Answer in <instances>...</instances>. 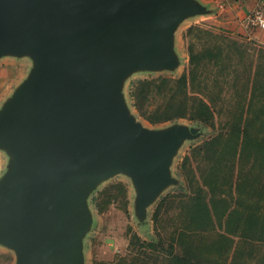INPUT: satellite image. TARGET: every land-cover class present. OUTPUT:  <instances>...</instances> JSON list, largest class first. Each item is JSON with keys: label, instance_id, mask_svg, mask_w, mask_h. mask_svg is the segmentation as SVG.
Segmentation results:
<instances>
[{"label": "water", "instance_id": "1", "mask_svg": "<svg viewBox=\"0 0 264 264\" xmlns=\"http://www.w3.org/2000/svg\"><path fill=\"white\" fill-rule=\"evenodd\" d=\"M213 12L200 0H0V58L31 62L0 106V244L15 264H83L87 196L116 173L132 178L146 217L179 145L202 128L143 126L123 80L175 68L180 23Z\"/></svg>", "mask_w": 264, "mask_h": 264}, {"label": "trees", "instance_id": "2", "mask_svg": "<svg viewBox=\"0 0 264 264\" xmlns=\"http://www.w3.org/2000/svg\"><path fill=\"white\" fill-rule=\"evenodd\" d=\"M189 30H197V38L206 34L221 40L216 39L200 50L190 44L189 72L175 80L166 78L160 85L148 79L139 80L133 95L139 109L153 122L188 117L205 126H219L213 135L194 147L196 157L200 158V154L208 166L200 174L196 194L185 195L190 225L183 226L179 235L187 239V248L183 255L170 252L169 257L172 264H224V255L235 245V235H240L249 249L236 245L233 262L239 256L253 255L251 233L257 232L255 239L264 241V48L254 51L229 35L199 25ZM206 64L219 68L215 75H223L224 83L214 79L211 86L216 97L189 98L193 82L203 81V87L209 89L207 78L200 79ZM238 64H243V71ZM228 76L232 77L230 81ZM225 82L234 90L235 99L222 97ZM153 87L158 94L168 97L150 115L145 113L144 105ZM222 110L227 113L221 115ZM223 222L227 233L220 232L218 241L208 243L197 237L202 227H222ZM217 242L220 244L215 248Z\"/></svg>", "mask_w": 264, "mask_h": 264}, {"label": "rangeland", "instance_id": "3", "mask_svg": "<svg viewBox=\"0 0 264 264\" xmlns=\"http://www.w3.org/2000/svg\"><path fill=\"white\" fill-rule=\"evenodd\" d=\"M216 13V16L214 15ZM218 14V15H217ZM225 14L214 10L213 13L200 15L185 19L180 23L176 31L175 50L179 59V64L173 69H138L128 74L122 84V93L128 104L131 114L135 119L148 128H163L174 124L198 125L202 128L201 134L194 138L183 140L174 153L169 165V172L172 180L157 198V200L148 208L144 219L138 218L135 211L136 189L130 176L124 173H116L100 181L87 196L88 210L90 213V224L82 237V256L83 264H172L170 252L183 255L187 248V239H182L179 232L183 226L190 225L187 216L188 207L184 199L185 195L196 194L200 174L208 166L207 162L202 160V156L196 157L194 147L201 144L205 139L213 135L217 128L205 126L198 121L188 117H177L158 122H153L146 117L139 109L134 98L139 80H152L155 85L162 84L163 80L170 78L178 79L184 72L190 70V44H194L197 50L203 46L210 45L216 39L210 35H201L197 38L194 34L198 31H191V26L199 25L202 28H209L218 34L234 38L244 47H250L256 51L264 48V43L253 36L238 32H232L230 28L219 25L224 20ZM223 19L222 21H220ZM256 29L255 27H247ZM250 49V50H251ZM9 64H14L8 68L9 77L16 72L23 73L18 76L20 80L25 76L31 66L27 58L11 59ZM240 66V67H239ZM239 70L243 71V64H238ZM218 67L213 64H206L203 69L205 77L201 75L200 79L207 78L210 84L208 90L203 87V81L193 82V89L189 91V98L210 99L216 97L217 93L212 92L214 79L219 78L223 81V75H215ZM244 74L240 78L243 79ZM228 76V81L231 80ZM226 79V78H225ZM174 83V82H172ZM225 82V90L222 93L224 100L235 99L234 90L228 87ZM242 84V83H241ZM240 84V85H241ZM192 86V84H191ZM217 92V90L215 89ZM219 95V94H218ZM166 96V97H165ZM167 95L158 94L155 87L144 105L145 113L153 115L157 107L165 102ZM220 108V107H219ZM221 115H225L227 110H222ZM220 119L218 118L217 125ZM225 197H229L228 195ZM223 226L216 227L210 225L202 227L197 232V237L210 243L219 240L220 232H226ZM253 242L250 248H255L253 255L237 257L233 262V252L236 245L242 244L243 248L249 249V245L242 243L240 235H235V245L233 249L223 257L224 264H264V241L255 239L257 232L250 234ZM206 239V240H205ZM220 242L216 243L219 247ZM218 246V247H217ZM225 250V248L223 249ZM223 252V251H222ZM247 259V260H246ZM16 253L13 249L0 244V264H15ZM178 264H181L178 262Z\"/></svg>", "mask_w": 264, "mask_h": 264}, {"label": "crops", "instance_id": "4", "mask_svg": "<svg viewBox=\"0 0 264 264\" xmlns=\"http://www.w3.org/2000/svg\"><path fill=\"white\" fill-rule=\"evenodd\" d=\"M207 4L209 7L218 12H223L225 17L221 19V24L227 28L233 29L232 32H238L245 35H250L264 43V28L248 29L244 23L243 18L246 14L253 9L257 4L264 2V0H200ZM216 16V13L214 14ZM218 15V14H217ZM11 59L13 63L15 57L5 56L0 58V106L2 102L12 93L15 86L23 79L18 80V76L22 75L20 72L13 74L9 77L8 68H12L15 65L9 64L8 61ZM23 59V58H22ZM8 157L5 152L0 150V176L5 171Z\"/></svg>", "mask_w": 264, "mask_h": 264}, {"label": "built area", "instance_id": "5", "mask_svg": "<svg viewBox=\"0 0 264 264\" xmlns=\"http://www.w3.org/2000/svg\"><path fill=\"white\" fill-rule=\"evenodd\" d=\"M246 27L264 28V2L257 4L243 18Z\"/></svg>", "mask_w": 264, "mask_h": 264}]
</instances>
